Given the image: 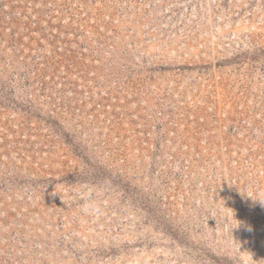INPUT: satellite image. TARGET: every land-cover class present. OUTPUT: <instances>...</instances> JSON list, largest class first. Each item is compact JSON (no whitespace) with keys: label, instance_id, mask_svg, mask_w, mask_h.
I'll use <instances>...</instances> for the list:
<instances>
[{"label":"rangeland","instance_id":"obj_1","mask_svg":"<svg viewBox=\"0 0 264 264\" xmlns=\"http://www.w3.org/2000/svg\"><path fill=\"white\" fill-rule=\"evenodd\" d=\"M264 0H0V264H264Z\"/></svg>","mask_w":264,"mask_h":264},{"label":"clouds","instance_id":"obj_2","mask_svg":"<svg viewBox=\"0 0 264 264\" xmlns=\"http://www.w3.org/2000/svg\"><path fill=\"white\" fill-rule=\"evenodd\" d=\"M262 204H264V198H257Z\"/></svg>","mask_w":264,"mask_h":264}]
</instances>
